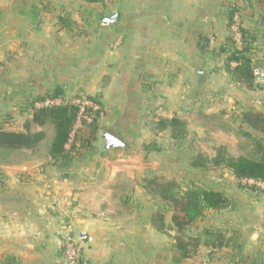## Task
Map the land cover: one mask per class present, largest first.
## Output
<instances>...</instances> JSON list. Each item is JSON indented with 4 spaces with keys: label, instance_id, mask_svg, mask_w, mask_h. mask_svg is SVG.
I'll use <instances>...</instances> for the list:
<instances>
[{
    "label": "crops",
    "instance_id": "1",
    "mask_svg": "<svg viewBox=\"0 0 264 264\" xmlns=\"http://www.w3.org/2000/svg\"><path fill=\"white\" fill-rule=\"evenodd\" d=\"M237 1L0 0V129L46 132L36 149L14 150L27 160L4 167L9 186L0 192V264H65L68 232L75 241L88 234L86 264H190L176 261L172 207L145 189L167 155L146 153L143 146L173 141L157 122L175 118L194 133L179 146L189 158L198 141L229 154L242 151L249 130L241 117L264 114V83L250 90L236 82L218 48L230 35L227 17ZM114 13L117 21L104 25ZM260 14L256 7L240 14L258 38L264 36ZM56 90L97 98L98 133L115 134L129 149L99 154L96 141L95 153L70 169L54 165L48 157L54 130L33 124L31 102ZM222 118L216 130L213 122ZM221 129L223 142L211 136ZM181 151L169 161L180 163ZM224 178L228 206L215 215L223 217L227 240L241 248L212 250L203 236L199 254L211 264H264V192L241 189L229 172Z\"/></svg>",
    "mask_w": 264,
    "mask_h": 264
},
{
    "label": "trees",
    "instance_id": "2",
    "mask_svg": "<svg viewBox=\"0 0 264 264\" xmlns=\"http://www.w3.org/2000/svg\"><path fill=\"white\" fill-rule=\"evenodd\" d=\"M90 3H105L107 0H85ZM242 1V2H241ZM233 4L228 13V29L230 35L227 41L219 48L220 53L226 54L225 68L233 79L253 90L261 85L255 84L254 68L262 67L259 59L255 61L254 46H257L258 37L244 26H240L241 47H237L231 27L236 15L240 17L242 9L256 7L261 15H264V0H241ZM239 13V14H238ZM263 19V17H260ZM61 24L68 26L67 20H61ZM261 21L258 22V25ZM261 27V26H259ZM258 62V64L256 63ZM235 63V66H232ZM65 94L56 90L44 98L35 99L32 105V122L39 128L51 125L54 129V137L48 147V157L54 165L67 170L74 163L89 153H95V142L97 141L99 126L98 120L100 111L94 116L92 123H85L84 129L79 131L71 141V134L78 116V109L74 106H54L51 108L36 109L34 104L46 99L64 98ZM81 97V96H80ZM88 99L99 104L97 98L87 96ZM249 131L243 134L253 143L251 155L233 157L224 147L217 149L216 155L209 158L202 153L191 156L189 168L191 170L204 171L208 168L227 170L237 182L241 189L261 192L255 186L244 183L245 180H254L264 184V114L256 111H249L242 114L241 121ZM159 131H169L171 139L177 144L186 141V124L179 119H160L157 123ZM46 132H32L27 128L25 132H12L0 129V150H34L45 139ZM143 151L146 153L163 151L155 142L145 144ZM158 179L145 180L146 187L155 191L158 198L169 204L173 209L172 222L176 231L175 250L176 261L179 263L193 261L198 258L200 248L203 246L200 237H186L185 233L201 219L206 211L218 213L228 206L227 199L220 190H213L202 187V185H190L184 192H179L177 185L172 181L165 183L158 182ZM162 183V184H161ZM156 189V190H155ZM152 191V192H153ZM154 194V193H153ZM158 230H165L163 218L157 224ZM214 231V232H213ZM212 234V235H211ZM204 235L211 239L205 242V246L214 249L228 248L238 250L241 247L233 239L225 237L220 230H206ZM202 238V237H201ZM8 264V263H7Z\"/></svg>",
    "mask_w": 264,
    "mask_h": 264
},
{
    "label": "rangeland",
    "instance_id": "3",
    "mask_svg": "<svg viewBox=\"0 0 264 264\" xmlns=\"http://www.w3.org/2000/svg\"><path fill=\"white\" fill-rule=\"evenodd\" d=\"M239 21H240V25H243V20L241 17H239ZM253 29H248V30L250 31V33H252ZM214 38L216 39V37H214ZM258 40L259 41H257V46H254L255 49H254L253 53L255 55L254 56L255 61L257 59H259L261 61L259 63H261L260 66H262V67H259V68L264 71V36H261L260 38H258ZM219 45L221 47L222 44H219ZM220 47L218 46V48H220ZM258 47H260V48H258ZM213 51H214V49H212V52ZM256 63L258 64V62H256ZM262 83H264V82H262ZM67 97L70 98L71 96H67ZM82 97H87V96H82ZM101 112H102V110L100 111V115H101ZM9 119H10V117H9ZM214 125H216V130L220 129L218 126H220V127L223 126V118L220 119V121L217 120V121L213 122V126ZM47 128H48V130H47L48 133L53 134V132H52L54 130L53 127L51 125H49ZM221 130H222L221 132L216 131L215 133H211V136L216 135V137L220 138L219 141L223 142V140H221V139H223V129H221ZM187 134L188 133H186V139H187ZM205 134L210 135V133H205ZM98 135H99V133H98ZM188 137L193 138L194 133L188 134ZM153 140L156 141V139H153ZM127 141H128V139H127ZM155 141H153V142H155ZM173 142L174 141H170L168 143V140L164 141L163 152L167 156L164 157L162 159V161L160 162V164L157 166V170H159V177L158 176L154 177V174L151 173L150 174L151 177H149L147 179H149V180L151 178L158 179L159 180L158 182H162V183H165L167 181H171V182L173 181L177 185V187H178L177 189L179 192H184V190L187 187H189L190 185L191 186L192 185H200V186L202 185V187L208 188V189L220 190V191L223 190V184L225 183L223 180L225 179L224 176L228 173L227 170L212 169V168H208L204 171L191 170L189 168V165H188L191 157L189 158L188 153L185 152L186 147H179L180 145L182 146L185 142L182 144H177L176 142H174V143ZM150 143H152V142H150ZM150 143H147V144H150ZM157 145H159V144H157ZM159 146L161 147V145H159ZM184 146H185V144H184ZM195 146H198V147H195ZM217 146H218V144H215L214 142H211V141H209V142L207 141V143L198 141V143H196L194 145L195 150L191 151L190 156L192 154L195 155L198 153H202L203 155H205L209 158H212L216 155L217 149L220 148ZM253 146L254 145H253L252 141L249 139L248 140L246 139V142H244V145H242V151L238 152L236 150V148H233V150H232L233 154H230V155L233 157L234 156L240 157V156L251 155V152L253 151L252 150ZM96 147L99 150V154L103 153L102 151H100V144L99 143H96ZM180 149H182L181 152H183V156L181 157V162L180 163H178V162L172 163L171 161H169L170 157L175 156V153H177L178 150H180ZM105 152H107V151H105ZM153 153H157V152H153ZM98 157H100V155ZM27 158H28V156L25 153H21V152H17V151L0 150V192L9 186V182H8V180H6V178L4 176V172L6 170L4 167L12 166L13 162H15L17 160L18 161L19 160L24 161V160H27ZM178 174H180L179 180H177V177H176V176H178ZM226 180H228V178H226ZM140 185L141 184L136 185V187H139ZM145 189H147V188H145ZM147 191H148V193H149L148 195L150 196L151 199H154V198L158 199L157 195L155 194L156 193L155 191H153V190H152L153 192L150 190H147ZM261 192H264V191H261ZM215 214H217V213H212L211 211H206L204 216L201 219H199L196 223V224L199 223V228L194 226L195 228H193L192 231H190V232L186 231V233H185L186 237H200V239H202L201 237L205 236L204 232L206 231V229H205V231H203L200 229V227H206V228H208L207 230L213 229L216 231L220 230L223 232V217L221 215L219 216V215H215ZM209 239H211V238L209 237ZM76 243H77V247L80 249V252H81L82 262H83V264H86V262H87L86 259H88V258L85 255V251H86L85 249H89L88 247H90L89 245L91 242H87L86 244H84V243L80 242L79 240H76ZM200 250H201V248H200ZM204 261L206 264H211V261L209 260L208 256H206V255L201 256L200 254L198 255V258L196 260L188 261V262H190V264H202ZM259 263H260V261L259 262L257 261L256 264H259ZM65 264H66V261H65Z\"/></svg>",
    "mask_w": 264,
    "mask_h": 264
},
{
    "label": "built area",
    "instance_id": "4",
    "mask_svg": "<svg viewBox=\"0 0 264 264\" xmlns=\"http://www.w3.org/2000/svg\"><path fill=\"white\" fill-rule=\"evenodd\" d=\"M240 21L239 16L236 15L234 18V23L231 27V32L233 33L234 41L237 47H241V33H240ZM217 45L216 39L211 36L209 38V46L214 49ZM235 63H232V66H235ZM254 77L255 83L261 84L264 82V71L260 68L254 69ZM71 105L78 109V116L74 125V129L71 134V143L77 133L84 129L85 123H92L94 116L97 112L101 111V106L87 97L80 96H72L70 98H55V99H46L41 102H37L34 104V108L43 109V108H51L54 106H67ZM249 186H255L260 191H264V184L261 182H257L254 180H245ZM62 253L63 257L66 261V264H83L81 259L80 249L77 247V243L73 238L72 234L69 232L64 236L62 241ZM202 264H206L205 261Z\"/></svg>",
    "mask_w": 264,
    "mask_h": 264
},
{
    "label": "water",
    "instance_id": "5",
    "mask_svg": "<svg viewBox=\"0 0 264 264\" xmlns=\"http://www.w3.org/2000/svg\"><path fill=\"white\" fill-rule=\"evenodd\" d=\"M118 14L114 13L110 17L106 18L104 25L113 24L117 21ZM97 143L100 144V151H114V150H128L127 144L115 134L109 131H102L97 136ZM80 241L84 244L88 242V234L86 232L81 233Z\"/></svg>",
    "mask_w": 264,
    "mask_h": 264
}]
</instances>
